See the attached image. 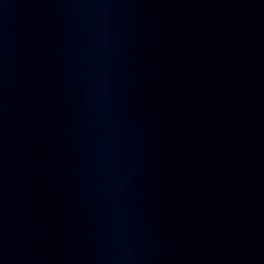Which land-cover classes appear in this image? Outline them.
<instances>
[{"label": "water", "instance_id": "1", "mask_svg": "<svg viewBox=\"0 0 264 264\" xmlns=\"http://www.w3.org/2000/svg\"><path fill=\"white\" fill-rule=\"evenodd\" d=\"M0 264H264V0H0Z\"/></svg>", "mask_w": 264, "mask_h": 264}]
</instances>
